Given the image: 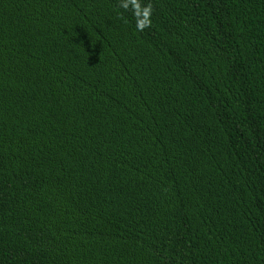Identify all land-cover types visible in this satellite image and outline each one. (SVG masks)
<instances>
[{
    "label": "trees",
    "instance_id": "1",
    "mask_svg": "<svg viewBox=\"0 0 264 264\" xmlns=\"http://www.w3.org/2000/svg\"><path fill=\"white\" fill-rule=\"evenodd\" d=\"M0 0V264H264V0Z\"/></svg>",
    "mask_w": 264,
    "mask_h": 264
},
{
    "label": "clouds",
    "instance_id": "2",
    "mask_svg": "<svg viewBox=\"0 0 264 264\" xmlns=\"http://www.w3.org/2000/svg\"><path fill=\"white\" fill-rule=\"evenodd\" d=\"M119 6L125 11L132 12L138 31L151 27V18L154 11L152 3L144 4L142 0H120Z\"/></svg>",
    "mask_w": 264,
    "mask_h": 264
}]
</instances>
